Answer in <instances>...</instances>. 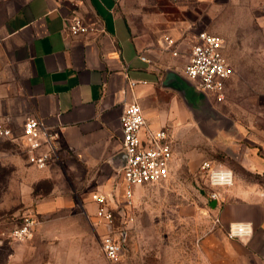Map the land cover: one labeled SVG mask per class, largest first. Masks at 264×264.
Segmentation results:
<instances>
[{"label":"crops","instance_id":"obj_1","mask_svg":"<svg viewBox=\"0 0 264 264\" xmlns=\"http://www.w3.org/2000/svg\"><path fill=\"white\" fill-rule=\"evenodd\" d=\"M122 3L0 0V120L19 132L28 117L42 118L57 134V153L42 169L53 179L93 169L102 176L94 192L106 193L113 207L120 208L125 204L114 190L120 175L118 185L124 192L121 169L126 153L120 117L127 104H141L149 129L169 128L175 158L177 145L191 135L206 140L230 135L231 139L228 128L238 125L227 116L231 124L217 121L211 135L215 122L209 116L198 117L199 108L194 104L198 95L192 93L187 100L178 89L166 85L169 71L187 78L186 64L181 68L184 60L145 49L133 36ZM73 16H79L92 30L74 34L69 28ZM238 132L243 139L241 128ZM240 147L239 157L246 169L264 175V156L255 147ZM237 174L233 186L221 189L218 206L211 200L215 208L205 207L207 217L199 210L194 214L192 231L201 233L202 264H264V183ZM142 186L135 187L134 195ZM60 203L63 199L58 197L47 206ZM92 203L94 214L97 204ZM214 215L221 219L218 225ZM238 221L252 222L249 238L228 236L229 225Z\"/></svg>","mask_w":264,"mask_h":264},{"label":"rangeland","instance_id":"obj_2","mask_svg":"<svg viewBox=\"0 0 264 264\" xmlns=\"http://www.w3.org/2000/svg\"><path fill=\"white\" fill-rule=\"evenodd\" d=\"M121 3L133 36L145 49L184 60L182 69L200 30L207 29L224 39L225 54L234 74L227 80L225 99L207 98L208 106L198 113L223 125L231 124L226 120L230 116L240 127L228 128L231 139L230 135L210 140L191 135L188 143L186 140L177 145L171 178L136 190L129 211L133 219L124 224L125 251L118 261L109 260L103 253L105 228L90 218L95 210L91 194L99 189L102 176L86 168L85 174L63 173L53 179L44 169L28 162L18 143L0 139V264H202L201 233L192 231L194 214L199 210L204 215L211 200L212 188L202 163L232 168L235 180L239 172L247 179L257 178L264 183V175L249 172L239 157L241 145L255 147L264 156V0ZM168 35L174 40L172 49L166 44ZM240 128L243 139L239 137ZM120 178L118 175L114 191L120 203L125 204L118 185ZM58 197L63 203L47 206ZM27 215L36 220L32 237L12 241L2 236ZM117 216L120 228L122 210Z\"/></svg>","mask_w":264,"mask_h":264},{"label":"built area","instance_id":"obj_3","mask_svg":"<svg viewBox=\"0 0 264 264\" xmlns=\"http://www.w3.org/2000/svg\"><path fill=\"white\" fill-rule=\"evenodd\" d=\"M69 28L74 34H78L90 32L93 27L79 16H73L69 19ZM165 39L167 47L172 49L174 40L170 36ZM174 53L176 54V51ZM142 58L149 61L145 56ZM184 73L212 99H225L226 83L234 74V67L225 54L224 39L207 30L199 31ZM130 83L131 86L135 85L134 81ZM120 120L123 149L126 153V161L121 169L125 206L113 207L106 193L94 192L92 200L97 204V208L95 213L90 215L93 221L105 228L102 250L112 261L121 259L125 251L127 226L124 224L133 219L129 211L132 208L135 187L169 180L175 162L173 138L169 128L149 129L143 108L138 101H132L125 106ZM0 139L18 143L26 152L28 162L38 168H45L57 153L56 132L38 116L28 117L19 132H15L0 120ZM201 168L212 188L210 198L215 200L218 206L223 198L221 189L229 188L235 183L234 171L230 167L213 165L209 161H204ZM208 207L215 208L210 203ZM121 210L122 224L119 228L116 220ZM213 222L215 225L221 222L219 215H214ZM35 225V218L27 215L20 224L2 232V236L12 241H24L32 237ZM252 233L253 224L250 221L232 222L227 229L228 236L232 238L247 239ZM2 241L3 238L0 243Z\"/></svg>","mask_w":264,"mask_h":264},{"label":"water","instance_id":"obj_4","mask_svg":"<svg viewBox=\"0 0 264 264\" xmlns=\"http://www.w3.org/2000/svg\"><path fill=\"white\" fill-rule=\"evenodd\" d=\"M173 78H175L174 81H173ZM166 83H167L166 85H170L178 89L187 100H190L192 93H194V95L195 94L198 95V98L196 97L194 101L195 102L194 104H197L196 108L200 107L199 111L196 110L198 112H200V110H203L204 107L207 106L206 101L208 99H211V97L205 91H203L201 88L195 85L191 80L183 76H180L178 74H175L173 71L168 72ZM198 115H199L198 117L201 118L199 113ZM214 122H215V125L213 127L215 130L216 127H218V124L216 123L217 121H214ZM221 124L223 125V123ZM215 202L216 201L214 200L213 203Z\"/></svg>","mask_w":264,"mask_h":264}]
</instances>
